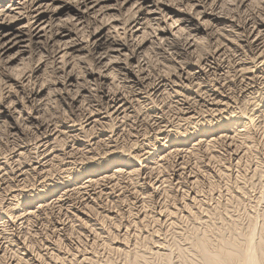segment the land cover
<instances>
[{
  "label": "rangeland",
  "instance_id": "1",
  "mask_svg": "<svg viewBox=\"0 0 264 264\" xmlns=\"http://www.w3.org/2000/svg\"><path fill=\"white\" fill-rule=\"evenodd\" d=\"M0 264H264V0H0Z\"/></svg>",
  "mask_w": 264,
  "mask_h": 264
},
{
  "label": "bare ground",
  "instance_id": "2",
  "mask_svg": "<svg viewBox=\"0 0 264 264\" xmlns=\"http://www.w3.org/2000/svg\"><path fill=\"white\" fill-rule=\"evenodd\" d=\"M34 2H35V0H34ZM27 8V5L26 6H23L20 10H22V9H26ZM181 110V109H180ZM139 121V120H138ZM114 162H118V160H115ZM233 250V249H232ZM221 259H223V258H221ZM254 260V259H253ZM210 261V260H209ZM230 261V260H229ZM237 261V260H236ZM254 261H256V260H254ZM253 262V261H252ZM255 263V262H254Z\"/></svg>",
  "mask_w": 264,
  "mask_h": 264
}]
</instances>
